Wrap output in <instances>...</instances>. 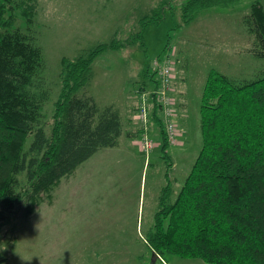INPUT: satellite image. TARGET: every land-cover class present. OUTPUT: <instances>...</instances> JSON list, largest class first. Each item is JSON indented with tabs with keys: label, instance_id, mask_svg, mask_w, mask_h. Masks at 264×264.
<instances>
[{
	"label": "trees",
	"instance_id": "trees-1",
	"mask_svg": "<svg viewBox=\"0 0 264 264\" xmlns=\"http://www.w3.org/2000/svg\"><path fill=\"white\" fill-rule=\"evenodd\" d=\"M242 1L180 0L175 8L161 0L127 41L100 42L76 57H62L61 90L47 117L46 63L31 35L39 2L0 0V229L33 214L63 177L98 151L120 145L119 109L100 107L93 96L78 94L93 79V63L102 53L137 45L148 24L164 20L167 8L180 12L174 27L179 28L203 9L231 8ZM18 13L26 32L16 27ZM244 22L255 36L253 54L264 58V0H251ZM156 74L153 62L146 64L138 92L154 89ZM149 110L147 129L140 124L138 133L152 139L153 125L159 128L165 162V184L146 235L153 253L211 264H264V75L238 82L209 71L201 96V148L175 196L172 141L156 95L149 98Z\"/></svg>",
	"mask_w": 264,
	"mask_h": 264
},
{
	"label": "rangeland",
	"instance_id": "rangeland-1",
	"mask_svg": "<svg viewBox=\"0 0 264 264\" xmlns=\"http://www.w3.org/2000/svg\"><path fill=\"white\" fill-rule=\"evenodd\" d=\"M160 1L38 0L31 35L42 47L46 63L42 76L50 89L47 117L61 90L62 57H76L100 42L127 41ZM166 1L176 8L180 0ZM250 3L203 9L179 28L174 27L180 12L167 8L164 20L148 24L137 45L106 51L94 61V77L78 94L93 96L100 107L119 109L125 127L122 143L98 151L69 178L63 177L33 214L1 228L0 264H211L156 255L146 242L165 184V162L156 125L151 152L141 147L137 82L146 64L170 59L177 131L170 142L175 196L201 148V96L209 71L214 68L238 82L264 75V58L253 54L255 36L244 22ZM17 18L16 27L26 32L19 13ZM127 132L135 134L129 137ZM73 189L78 192L69 197L72 209L61 211L56 194Z\"/></svg>",
	"mask_w": 264,
	"mask_h": 264
},
{
	"label": "built area",
	"instance_id": "built-area-1",
	"mask_svg": "<svg viewBox=\"0 0 264 264\" xmlns=\"http://www.w3.org/2000/svg\"><path fill=\"white\" fill-rule=\"evenodd\" d=\"M153 70L157 72L156 78L158 85L151 90L139 92V108L137 120L144 129H147L149 123V98L156 95L161 105V117L164 121L170 140L175 141L177 136L176 126L173 121L174 108L172 97L173 66L169 58H164L163 62L153 61ZM142 149L149 154L153 148V143L148 133L142 135Z\"/></svg>",
	"mask_w": 264,
	"mask_h": 264
},
{
	"label": "crops",
	"instance_id": "crops-1",
	"mask_svg": "<svg viewBox=\"0 0 264 264\" xmlns=\"http://www.w3.org/2000/svg\"><path fill=\"white\" fill-rule=\"evenodd\" d=\"M121 143H122V140L120 139V145H121ZM120 145L118 147H120ZM69 177H67V178H69ZM68 191L70 193H68ZM68 191L61 190V192H64V193H57L56 194L59 197V203L60 204L59 203L58 204L61 205L60 206L61 207V211H70V209H72V205L70 204V198L69 197H71V192H78V190H76V189L68 190Z\"/></svg>",
	"mask_w": 264,
	"mask_h": 264
}]
</instances>
